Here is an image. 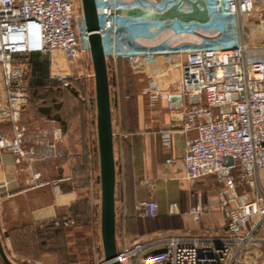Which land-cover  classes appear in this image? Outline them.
Returning <instances> with one entry per match:
<instances>
[{
	"label": "built area",
	"instance_id": "2783aa9c",
	"mask_svg": "<svg viewBox=\"0 0 264 264\" xmlns=\"http://www.w3.org/2000/svg\"><path fill=\"white\" fill-rule=\"evenodd\" d=\"M199 1L208 14L205 24L115 14L139 9L161 15L179 3L178 11L187 14L191 5L185 0H94L109 93L114 90L119 97L120 60L135 66L144 58H166L177 67L176 94L181 99L178 109L168 100L167 109L171 121H179L183 131H194L183 155L185 179L189 183L204 177L214 179L220 186L217 205L226 223L225 237L217 241L208 238L212 234L209 230L203 232L208 236L189 243L177 238L153 243L129 238L124 229L125 205L116 190L119 182L115 169V245L120 264L264 261V236L260 235L264 227V188L260 181L264 170V26L254 27L255 0ZM198 9L202 10V6L198 5ZM210 35L217 40L209 41ZM54 52L70 65L79 61L84 78L93 81L80 0H0V68L6 119L12 129L11 137L0 129V153H9L19 171L30 173L28 183L49 185L57 194L58 183L43 181L39 173H33V167L65 158L58 145L59 129L29 130L22 124L30 85L20 60ZM70 79L73 77L68 75L51 78L63 87ZM148 92L149 88L142 91L144 95ZM78 98L90 115L92 97L80 92ZM88 121L91 129V119ZM112 133L114 143L124 138L119 127L115 126ZM171 136L168 130L160 134L164 146L171 144ZM226 159L230 162L225 163ZM140 183L150 190L155 186L149 178ZM208 208L198 202L189 213L197 220ZM135 209L143 219L158 216V204L151 199L138 203ZM168 213H175L171 205ZM68 225L64 217L38 223L37 227ZM98 247L101 254L95 257V264H105L101 242Z\"/></svg>",
	"mask_w": 264,
	"mask_h": 264
},
{
	"label": "crops",
	"instance_id": "0c3cea01",
	"mask_svg": "<svg viewBox=\"0 0 264 264\" xmlns=\"http://www.w3.org/2000/svg\"><path fill=\"white\" fill-rule=\"evenodd\" d=\"M255 11L254 27L264 26V0H255ZM31 56L23 61V67L29 74L30 90L28 106L22 113V124L29 130L58 128V145L64 150L65 158L38 163L33 167V173H39L43 181L58 183L59 192L54 194L49 185L28 183L30 173L19 171L9 153H0V239L5 252L18 263L24 262L26 257L16 255L12 243L25 233L24 230H31L38 223L67 217L72 208L85 201L90 206H96L100 217L98 148L94 123L96 111L93 109L90 115L87 114L79 102V90L73 95L62 87L56 90L51 77L42 83L32 81ZM124 63L127 62L120 60L119 97L111 89L109 94L112 129L119 127L124 134L123 139L114 143V161L117 173L118 167H121L117 180L127 194L124 205L129 213L131 235L137 233L147 238L143 241L151 243L168 238L189 243L192 239L208 236H204L203 232L209 230L212 233L208 237L210 240L223 239L226 223L217 205L220 186L211 177L198 179L194 183L185 179L183 155L194 131H183L179 121H171L167 109L168 100L174 102V108L178 109L177 103L181 99L176 94L177 67L166 58H144L132 66V76H127L122 70ZM88 82L94 86L91 79ZM146 88H149V92L144 95L142 91ZM36 90L41 94H33ZM174 97L179 99L175 101ZM6 116L0 68V129L6 137H11L12 129ZM167 130L172 132V140L166 147L160 140V134ZM146 178L154 181V189L150 190L140 183ZM260 181L264 188V170L260 172ZM118 188L117 185V191ZM149 199L158 204V216L136 218L135 206ZM198 202L209 208L194 220L189 212ZM170 205L175 212L173 215L168 213ZM146 222H153L157 229L147 232L144 228ZM260 235L264 236V227Z\"/></svg>",
	"mask_w": 264,
	"mask_h": 264
},
{
	"label": "water",
	"instance_id": "95a60500",
	"mask_svg": "<svg viewBox=\"0 0 264 264\" xmlns=\"http://www.w3.org/2000/svg\"><path fill=\"white\" fill-rule=\"evenodd\" d=\"M191 5L190 13L178 11V6L171 7L161 15L133 9L125 12L117 11V16L143 17L151 21L177 20L182 23L208 22V14L204 4L196 0ZM84 28L87 34L90 60L93 69L94 99H95V129L98 148L99 184H100V238L105 264H120L116 260L115 245V161L112 133V113L110 105L109 82L107 67L103 53L102 39L98 33V22L94 0H80ZM202 6V10L198 9ZM179 97H174L177 101ZM230 160L226 159L225 163ZM0 260L3 264H15L4 252L0 239Z\"/></svg>",
	"mask_w": 264,
	"mask_h": 264
},
{
	"label": "rangeland",
	"instance_id": "374dc122",
	"mask_svg": "<svg viewBox=\"0 0 264 264\" xmlns=\"http://www.w3.org/2000/svg\"><path fill=\"white\" fill-rule=\"evenodd\" d=\"M207 39L209 41L217 40L213 35H210ZM31 57H33V61L43 63L44 65L47 64V66L45 65V70L43 67H40L37 70H34V73L32 72V81L42 83L45 79L50 77L55 79L57 76H72L73 79L68 81L67 87H63L60 83L55 81L52 86H54L56 90H59V88L62 87L65 92L67 91L71 95L76 94V90H79L81 93L86 92L92 97V110H95L94 92H92L94 86L92 87V83L90 85V82L84 78V69L79 65V61L70 65L58 52L49 55L39 53L34 54ZM31 57L29 59H31ZM25 58L28 57H23L20 60L23 62ZM122 70L125 71L127 76H132V73L130 72L132 71V66L129 63H124ZM28 71L31 72L30 70ZM80 104L83 105L81 102ZM88 208L89 222L86 229L81 226L78 228L69 224L68 226H65L61 232L55 235L50 234L46 237H40L35 241L34 245L26 251L25 261L27 262L24 261L18 263L13 261V256L10 255L12 256L11 258L5 250L4 252L15 264H95V257H99L101 254L98 247L99 242H101L100 228L96 206L88 205ZM81 224L83 225V223ZM144 228L149 232V230L157 229V226L153 222H146ZM128 237L140 241L147 239L146 237H140L137 233ZM149 237L150 236H148V238ZM39 245L40 248L38 249L37 246ZM17 249L20 248L17 247ZM0 264H3L1 260ZM261 264H264V261Z\"/></svg>",
	"mask_w": 264,
	"mask_h": 264
},
{
	"label": "trees",
	"instance_id": "16d2710c",
	"mask_svg": "<svg viewBox=\"0 0 264 264\" xmlns=\"http://www.w3.org/2000/svg\"><path fill=\"white\" fill-rule=\"evenodd\" d=\"M32 67V72L34 73V70H37L40 67H43L45 70V65L40 62L31 61L30 62ZM118 70H119V81L121 80L120 75V61L118 62ZM45 73V72H44ZM41 91H34L33 94L40 95ZM121 167H118V175L120 172ZM122 184H119L118 193L120 195V199L123 200L125 204L126 199V191L123 190ZM88 202H80L77 204L72 210L70 211V214L66 217L69 220V224L75 227L80 228L84 227L85 229L88 227L89 222V208H88ZM126 210V208H125ZM136 210V209H135ZM134 216L136 218L139 217L138 212L135 211ZM83 223V225L81 224ZM64 227H51V226H44L43 229H38L37 225H35L34 228L31 230H24L25 233L20 235L17 241H13L12 243V249L15 251L16 255H20L23 257H26V251L32 247L40 237H46L50 234H57L62 231ZM124 229L127 236L131 235L130 226H129V213L126 211V217L124 220ZM19 247L20 249H17ZM37 248H40V245L37 246Z\"/></svg>",
	"mask_w": 264,
	"mask_h": 264
}]
</instances>
